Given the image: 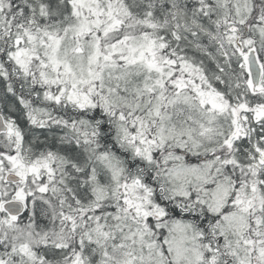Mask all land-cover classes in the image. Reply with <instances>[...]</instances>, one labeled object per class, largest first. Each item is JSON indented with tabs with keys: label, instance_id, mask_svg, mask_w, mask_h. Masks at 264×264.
I'll list each match as a JSON object with an SVG mask.
<instances>
[{
	"label": "snow or ice",
	"instance_id": "obj_1",
	"mask_svg": "<svg viewBox=\"0 0 264 264\" xmlns=\"http://www.w3.org/2000/svg\"><path fill=\"white\" fill-rule=\"evenodd\" d=\"M0 264H264V0H0Z\"/></svg>",
	"mask_w": 264,
	"mask_h": 264
}]
</instances>
